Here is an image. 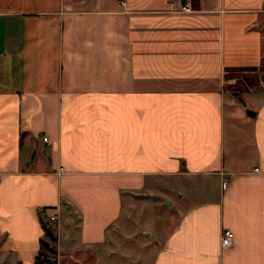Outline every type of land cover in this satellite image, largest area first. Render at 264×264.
I'll use <instances>...</instances> for the list:
<instances>
[{
	"label": "crops",
	"instance_id": "1",
	"mask_svg": "<svg viewBox=\"0 0 264 264\" xmlns=\"http://www.w3.org/2000/svg\"><path fill=\"white\" fill-rule=\"evenodd\" d=\"M52 213L57 264H264V0H0V264Z\"/></svg>",
	"mask_w": 264,
	"mask_h": 264
},
{
	"label": "rangeland",
	"instance_id": "2",
	"mask_svg": "<svg viewBox=\"0 0 264 264\" xmlns=\"http://www.w3.org/2000/svg\"><path fill=\"white\" fill-rule=\"evenodd\" d=\"M236 75V73H235ZM44 222H46L49 227L52 230V222L50 221V218L43 217L42 218ZM53 231V230H52ZM54 233V231H53ZM48 238V237H47ZM49 239V238H48ZM50 240V239H49ZM55 240H50L51 245L54 247ZM46 253L50 256L49 264H57L56 262V251H50L46 250ZM93 256L91 251H82L80 249H75L72 252H69L68 254H65L61 257L60 264H93ZM53 261V262H51Z\"/></svg>",
	"mask_w": 264,
	"mask_h": 264
},
{
	"label": "trees",
	"instance_id": "3",
	"mask_svg": "<svg viewBox=\"0 0 264 264\" xmlns=\"http://www.w3.org/2000/svg\"><path fill=\"white\" fill-rule=\"evenodd\" d=\"M40 223L43 228L44 236L39 239L40 246L35 259V262L38 264H40L42 261H48V262L50 261V256L46 253V250L55 251V248L51 245L50 240L56 239V236L49 227V225L46 222H44L41 217H40ZM39 256H43V259L40 260Z\"/></svg>",
	"mask_w": 264,
	"mask_h": 264
},
{
	"label": "built area",
	"instance_id": "4",
	"mask_svg": "<svg viewBox=\"0 0 264 264\" xmlns=\"http://www.w3.org/2000/svg\"><path fill=\"white\" fill-rule=\"evenodd\" d=\"M183 9H189L190 8V3L188 1H186L183 6ZM43 139L46 140L47 137L45 135H43ZM224 184V183H223ZM50 221L53 222L56 218L57 215L56 213H52L51 215H49ZM233 238V231L230 228H223L221 235H220V243L222 246H226L228 244H230L231 240Z\"/></svg>",
	"mask_w": 264,
	"mask_h": 264
}]
</instances>
